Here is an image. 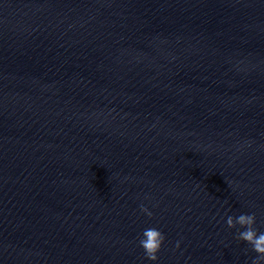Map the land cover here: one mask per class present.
Returning <instances> with one entry per match:
<instances>
[{"label":"water","instance_id":"water-1","mask_svg":"<svg viewBox=\"0 0 264 264\" xmlns=\"http://www.w3.org/2000/svg\"><path fill=\"white\" fill-rule=\"evenodd\" d=\"M247 212L264 0H0V264H251Z\"/></svg>","mask_w":264,"mask_h":264},{"label":"clouds","instance_id":"clouds-1","mask_svg":"<svg viewBox=\"0 0 264 264\" xmlns=\"http://www.w3.org/2000/svg\"><path fill=\"white\" fill-rule=\"evenodd\" d=\"M140 211L146 216H151L152 212L147 206L141 204ZM225 223L229 228L239 225L240 230L236 233V239L246 242L251 246V250L256 253L251 258V264H264V231L257 229L255 213L247 212L238 215H227ZM165 241L164 233L155 227L145 228L138 239L139 246L143 249L147 260L156 262L158 252ZM180 246V241H176V247Z\"/></svg>","mask_w":264,"mask_h":264}]
</instances>
